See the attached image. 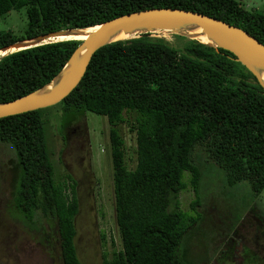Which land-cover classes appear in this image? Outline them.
<instances>
[{
    "label": "trees",
    "instance_id": "16d2710c",
    "mask_svg": "<svg viewBox=\"0 0 264 264\" xmlns=\"http://www.w3.org/2000/svg\"><path fill=\"white\" fill-rule=\"evenodd\" d=\"M153 8L200 13L264 45V11L248 10L237 0H0V17L24 9L27 21L20 35L0 32V48ZM79 43L45 44L0 60V103L49 82ZM234 59L194 41L182 50L162 39L117 41L93 54L78 86L56 104L65 134L87 112L105 117L109 125L117 238L110 236L101 264H183L181 241L196 230L197 219L186 218L179 196L192 192L191 211L202 208L198 196L210 168L219 171L228 188L248 186L252 201L264 196V92ZM52 108L0 119V143L14 153L11 212L29 228L38 229L41 219L54 222L62 264H82L75 245L77 183L69 174L56 177L46 143L45 115ZM122 124L135 137L132 169ZM228 219L223 235L234 240L232 247L253 245L241 233L246 220ZM254 233V243L262 234L261 244L251 248L244 264H264V227ZM100 235L104 248L106 237Z\"/></svg>",
    "mask_w": 264,
    "mask_h": 264
},
{
    "label": "rangeland",
    "instance_id": "374dc122",
    "mask_svg": "<svg viewBox=\"0 0 264 264\" xmlns=\"http://www.w3.org/2000/svg\"><path fill=\"white\" fill-rule=\"evenodd\" d=\"M237 1L242 2L248 10L264 11V0ZM26 23L24 9L10 11L0 17V32L9 31L20 35ZM163 38L170 47L180 50L187 43L182 38ZM55 106L46 111L48 120H45V137L56 177L62 179L69 174L77 183L79 211L74 222L78 257L82 264H101L102 250L109 251L111 248L110 236L117 238L108 144L109 125L105 117L87 112L65 134L60 131V110ZM128 128V125L122 124L119 131L125 143L127 166L132 169L135 164V137ZM13 167V151L9 145L0 143V264H62L55 223L41 219L38 229L29 228L11 212L12 181L15 176ZM210 169L203 177L202 195L198 196L202 208H196L197 212L191 211L190 203L194 200L192 192H184L179 196L180 208L186 213V218L197 219L196 230L190 232L189 238L185 235L181 241L180 250H183L185 259L183 264H210L219 250L217 245L223 240L219 236L224 237L223 222L227 223L228 217L230 221L236 216L246 220L241 233L251 238L253 245L247 246L254 248L257 218L264 220V196L252 201L248 186L228 188L219 171ZM101 233L106 237L104 248ZM259 236L262 234L257 235V243L260 241Z\"/></svg>",
    "mask_w": 264,
    "mask_h": 264
},
{
    "label": "water",
    "instance_id": "95a60500",
    "mask_svg": "<svg viewBox=\"0 0 264 264\" xmlns=\"http://www.w3.org/2000/svg\"><path fill=\"white\" fill-rule=\"evenodd\" d=\"M77 36H84L85 39L78 40ZM167 36L231 53L264 92V45L254 37L238 27L200 13L153 8L121 15L99 25L42 34L1 47L0 60L15 52L45 44L67 40L80 42L49 82L25 96L0 103V119L49 108L64 100L78 86L93 54L106 45L140 37L164 39ZM52 38L64 40L53 41Z\"/></svg>",
    "mask_w": 264,
    "mask_h": 264
},
{
    "label": "flooded vegetation",
    "instance_id": "af4514ba",
    "mask_svg": "<svg viewBox=\"0 0 264 264\" xmlns=\"http://www.w3.org/2000/svg\"><path fill=\"white\" fill-rule=\"evenodd\" d=\"M257 222L256 225H258L257 228H263L264 227V220ZM221 243L217 245L219 246L218 252L213 256L212 261L210 264H244L247 259L250 258V247L247 245L239 244L237 243L235 247H232V242L234 240L229 237H220ZM224 241V242H223ZM230 241V242H229ZM222 244V245H221ZM258 243H255L254 247H257ZM216 247V248H217ZM233 248V249H232ZM243 259V260H242ZM209 261V260H208Z\"/></svg>",
    "mask_w": 264,
    "mask_h": 264
},
{
    "label": "bare ground",
    "instance_id": "6f19581e",
    "mask_svg": "<svg viewBox=\"0 0 264 264\" xmlns=\"http://www.w3.org/2000/svg\"><path fill=\"white\" fill-rule=\"evenodd\" d=\"M76 39H78V40H83V39H85V37L84 36H77V37H75ZM120 38H122V37H120ZM51 40H64V38H52ZM203 41H205V39H203Z\"/></svg>",
    "mask_w": 264,
    "mask_h": 264
}]
</instances>
